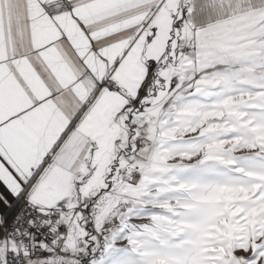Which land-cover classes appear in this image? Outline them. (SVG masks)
<instances>
[{"label":"snow or ice","instance_id":"snow-or-ice-1","mask_svg":"<svg viewBox=\"0 0 264 264\" xmlns=\"http://www.w3.org/2000/svg\"><path fill=\"white\" fill-rule=\"evenodd\" d=\"M0 264H264V0H0Z\"/></svg>","mask_w":264,"mask_h":264}]
</instances>
